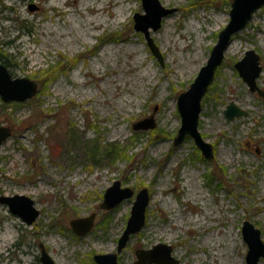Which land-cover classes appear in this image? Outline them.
<instances>
[{
	"label": "rangeland",
	"instance_id": "rangeland-1",
	"mask_svg": "<svg viewBox=\"0 0 264 264\" xmlns=\"http://www.w3.org/2000/svg\"><path fill=\"white\" fill-rule=\"evenodd\" d=\"M91 2L0 0V58L11 77L38 84L24 102L0 98V125L12 134L0 144V196H30L39 210L28 224L0 202V264H42L41 245L55 264H97L95 253L117 252L135 195L101 208L115 179L150 194L144 226L117 264L159 242L179 264H247L244 219L264 242V97L234 63L253 49L264 89V6L231 36L201 99L207 159L189 135L174 143L177 98L207 62L231 0H160L176 9L149 29L161 62L134 29L142 0ZM229 101L247 114L228 119ZM145 118L152 129L133 127ZM93 212L78 235L70 220Z\"/></svg>",
	"mask_w": 264,
	"mask_h": 264
},
{
	"label": "water",
	"instance_id": "water-1",
	"mask_svg": "<svg viewBox=\"0 0 264 264\" xmlns=\"http://www.w3.org/2000/svg\"><path fill=\"white\" fill-rule=\"evenodd\" d=\"M229 10V20L225 26L218 32L217 41L211 48L209 57L205 65L201 66L197 75L191 82L190 86L179 93L177 98V109L181 116L180 128L176 134L174 143H179L184 140L185 136L189 135L194 139L196 147L201 149L203 156L207 159L213 158V146L206 142L201 136L198 129L199 113L201 110V99L205 95L215 73L217 67L222 63L226 47L231 41V36L236 31L245 27L246 23L253 17V13L257 9L264 6V0H231ZM142 8L145 13H135L133 15L134 29L144 33L145 40L150 48V51L161 62V54L158 52L156 44L150 35V27L156 30L162 23V18L170 12H173L174 7H164L160 0H142ZM234 68L238 70L240 76L246 81L251 91L264 97V89L257 86L256 78L261 72L260 58L253 49H247L244 56L234 63ZM38 84L35 80L23 77H11L5 63H0V98L3 101H20L24 102L36 94ZM223 113L228 119L246 115V111L236 106L232 101L224 109ZM135 129L153 128L154 123L152 118H145L133 124ZM11 130L6 125H0V144L10 137ZM103 200L100 203L101 208L112 209L117 203L128 197H133L130 216L127 219L126 227L119 236L117 242V252L95 253L93 259L97 264H117V254L127 244L130 235L137 233L144 225L146 219V207L150 198L147 187L139 189L134 193L129 186H121L118 179L113 180V184L108 186L103 192ZM0 202L8 205V208L13 214L19 215L26 223H32L39 215V210L35 208L34 199L24 194L1 195ZM95 213L83 217H75L70 220L71 228L78 234L83 235L89 231L93 224ZM243 239L248 244L246 263L257 264L259 258L264 256V242L261 240V230L254 224L244 219L241 227ZM172 246L159 242L149 249L140 248L135 251L137 260L134 264H179V260L171 254ZM40 262L42 264H55L51 257L41 245Z\"/></svg>",
	"mask_w": 264,
	"mask_h": 264
},
{
	"label": "bare ground",
	"instance_id": "bare-ground-1",
	"mask_svg": "<svg viewBox=\"0 0 264 264\" xmlns=\"http://www.w3.org/2000/svg\"><path fill=\"white\" fill-rule=\"evenodd\" d=\"M89 2L92 3L91 0H89ZM124 10H125V8L122 7V11H123V12H124ZM96 24H98V23H96ZM189 185L192 186V187L194 186V185H192V183H190ZM190 190H191V188L189 189V191H190ZM191 191H192V190H191ZM202 220H203V218H202L200 221H202ZM214 240H215V239H214ZM233 240H234V239H233ZM215 242H216V241H215Z\"/></svg>",
	"mask_w": 264,
	"mask_h": 264
},
{
	"label": "trees",
	"instance_id": "trees-1",
	"mask_svg": "<svg viewBox=\"0 0 264 264\" xmlns=\"http://www.w3.org/2000/svg\"><path fill=\"white\" fill-rule=\"evenodd\" d=\"M1 61H3L5 64H7V63L5 62L6 59H4V57H1V58H0V62H1Z\"/></svg>",
	"mask_w": 264,
	"mask_h": 264
}]
</instances>
